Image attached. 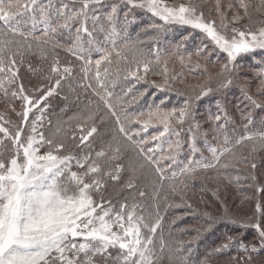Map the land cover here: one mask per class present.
I'll list each match as a JSON object with an SVG mask.
<instances>
[{
	"label": "snow or ice",
	"instance_id": "obj_1",
	"mask_svg": "<svg viewBox=\"0 0 264 264\" xmlns=\"http://www.w3.org/2000/svg\"><path fill=\"white\" fill-rule=\"evenodd\" d=\"M121 5L126 9L123 11L122 21L125 35L128 26L135 19H130L134 9L150 13L163 22L150 25L157 30V35L149 37L152 41L159 39L164 25L187 26L203 33L214 45V50L225 56V62L217 74V91L233 83L232 74L242 67L240 60L248 57L254 62L250 71L253 73L258 96L251 94L248 86H241L240 91L252 109L264 110V20L257 27H252L250 5L246 0H239V8L243 12H233L230 18L222 10L221 0H215L219 23L216 19L206 18L191 0L179 4H169L166 0H116L111 3L107 0H0V93L4 97L10 93L12 97L22 101L21 111L16 113L20 122L14 126V132L0 124V147L5 146V140L10 145L7 156L0 151V264H107L111 258L109 249L116 248L119 249L115 258L117 262L122 260L123 264H156L153 237L163 219L159 209L155 216L151 213L145 216L138 211L142 206L133 197L131 204L125 201L117 210L111 199H106L103 194L109 180H121L124 167L117 161L121 159L124 149L127 147L137 151L144 162L133 168V175L122 185L121 190L134 189L136 172L145 165L153 166L160 180L171 179L173 183L170 190L181 196V203H169L168 208L193 207L184 200L183 188L187 184L184 180L177 182L178 175L195 180L198 178L195 175L198 170L216 168L218 165L228 168L246 163L247 157H238L234 150L245 142L251 143L252 153L257 151V147L264 149V130L253 131L250 128L254 123L251 111L245 112L239 109V105L237 108L242 120L246 121L243 124L244 131L229 144L227 126L233 121L219 100L216 101L217 113L210 115L209 120L212 122V139L219 140L223 137V141L218 146L209 144V131L196 121L194 113V102L214 91L209 85L198 86L199 91L194 96L186 95L182 106L178 108L161 107L160 105L165 104L162 99L159 105L150 107L147 113L140 112L136 115L127 112V107L138 102L146 90L130 100L114 97L106 83L114 63L117 76L123 72L125 80L131 78L136 82L146 81L150 73L160 76L161 83L151 82V86L160 91H171L175 83L185 81L181 79L183 72L170 74L169 59L173 54L162 58L158 50L146 52L127 40L123 45H117L121 36L118 28L121 24ZM233 7L229 3L228 11L231 12ZM256 7L264 13V0H260ZM105 8L108 10L105 11ZM246 18L249 23H242ZM60 36H66L69 43H62L58 39ZM188 39L189 35L183 37L184 41ZM181 46L179 44L177 48ZM57 49L66 51L82 62L84 80L89 79V73L94 67L92 78L95 83L88 82L80 86L91 89L93 95L98 97L97 110H89L84 116L70 117V120L77 121L71 131L58 125L54 132L46 136L37 130L42 116L37 115L31 121L29 117L33 109H38L42 114V102L53 94L62 80L72 75L70 66H64L61 70ZM34 50H38L41 59H47L51 54L50 71L56 76L55 87L50 86L46 91L38 88L35 91L40 95L35 97L26 94L23 84H17L19 64L23 63L25 53H33ZM202 51L203 48H199L195 55L200 57ZM93 52L100 53L98 59H92ZM258 52L260 55L256 56ZM178 58L181 66H186L184 56L179 55ZM191 60L192 56L189 55L188 62ZM154 66L159 71L153 72ZM200 67L197 62L195 68ZM204 70L207 71L206 66ZM29 71L39 69H33L29 65ZM208 79L212 80V77L209 76ZM111 83L115 85L116 80H111ZM12 85H16L15 90H11ZM131 91L132 88L129 87L124 95ZM177 94L184 95L179 90ZM101 103L115 117L118 132L126 143L113 137V142L105 149L96 151L93 158L91 138L98 132L94 121ZM117 105L123 113V122L117 112ZM0 119L3 117L0 116ZM186 122L189 156L186 162H182L177 157L182 148L180 135L183 129H178L177 126L185 125ZM130 125L139 127L133 129ZM156 125L160 126V130L155 135L141 137V133L147 132L149 126ZM25 128L29 131L25 132ZM171 135H175L177 139H168ZM200 136H203L205 146L211 153V161L204 157L197 144ZM149 140L160 143L144 148L143 145L148 144ZM164 145H167V154H164ZM74 149H79L80 152ZM225 156L229 157V162L221 164V158ZM179 164L183 165L179 173L174 169L168 173V169ZM251 167L255 169L256 164L253 162ZM74 168L77 170H73ZM216 178L219 179V173ZM235 179L239 181L240 177L236 176ZM252 179L255 180L256 177L252 176ZM178 184L183 185V188H178ZM256 190L264 192V185H258ZM138 195L144 197L146 193L139 191ZM204 215L211 221L205 231H210L216 218L208 212ZM227 218L228 211L225 208L220 219ZM231 222L244 231L226 237L225 242L214 251L221 253L236 247L245 255L241 259L233 257L232 264H264V205L257 202L252 216L239 221L232 219ZM247 230H254L255 242L245 243L242 237ZM199 235L198 230L197 236L187 243L193 244L199 239ZM163 249L161 238V252ZM185 251L187 255H180L176 259L180 264H191V247L185 250L181 244L175 249L177 253ZM97 257L100 258L99 261ZM169 259L172 260L173 257L169 256ZM203 264H208V261H203Z\"/></svg>",
	"mask_w": 264,
	"mask_h": 264
},
{
	"label": "trees",
	"instance_id": "obj_2",
	"mask_svg": "<svg viewBox=\"0 0 264 264\" xmlns=\"http://www.w3.org/2000/svg\"><path fill=\"white\" fill-rule=\"evenodd\" d=\"M107 2H116V0H107ZM166 2L169 4H179L187 3L189 0H166ZM191 2L198 5V11H203L206 18L219 20L215 12V0H191ZM246 2L250 5L251 24L255 28L259 25L260 21L264 20V13L258 11L256 7L260 4V0H246ZM229 3L234 5L231 12L227 8ZM221 4L222 10L228 16H231L233 12H243L239 8V0H221ZM107 10L105 8V11ZM125 10L123 5H121V24L118 25V28L121 30V36L117 40V45L121 46L127 40L135 47L144 49L146 52L158 50L162 58L173 54L169 59L170 74L173 72H183L184 75L181 79L185 81V83H175L171 91H160L151 86L152 81H156L157 83L162 82L160 76L150 73L146 77V81L136 82L131 78L125 80L123 79V72L117 76L114 63L109 81H106L108 89L113 93L114 97L118 96L124 100H130L133 96H139L141 92H145L146 90L145 95L138 102L132 103L131 106L127 107L129 114L138 115L140 112L147 113L150 107L159 105L162 99L165 101V104L160 105L161 107L178 108L182 106L186 95L194 96L199 91L198 86L209 85L214 91L209 93L208 96L194 102L195 119L201 124L203 129L209 131V144L218 146L223 141V137H220L219 140H213L210 130L212 122L209 120V116H214L217 113V100L221 102L232 117L233 122L227 126L230 145L235 138L243 133V124L246 123V121L242 120L237 105H239V109L245 112L251 111L254 123L250 125V128L253 131L264 130V124H262L264 122V110L252 109L240 91L241 86H248L251 94L258 96L253 73L250 71V68L254 64L253 61H250L248 57L240 60L242 67L232 74L233 83L227 88L217 91V81L219 80L217 74L220 71L221 65L225 62V56L218 50H214V46H211L212 42L203 33L187 26L164 25V30L159 33V39L152 41L149 37L157 35V30L151 28L150 25L153 23L163 24V22L153 17L150 13L134 9L130 15V19L132 17L135 19L128 26L125 35L122 24L123 11ZM242 23L248 24L249 21L246 18ZM186 35H189V39L184 41L183 37ZM58 39L64 44L69 43L66 36H60ZM140 41L144 43H139ZM179 44H182V46L177 48ZM199 48H203V51L200 57H197L195 53ZM209 53L211 54L209 55ZM179 55L184 56L186 66H181L178 58ZM189 55L192 56L190 63L188 62ZM259 55V52L256 53V56ZM99 56L100 53H92L93 60L98 59ZM57 58L60 62L61 70L64 66H70L72 68V75L62 80L60 86L55 88L53 94L42 102L40 105V108L44 109L42 114L38 109H33L29 117L31 121L37 115L42 116L41 121L38 122L37 130L38 132H43L46 136L54 132L58 125L71 131L77 125V121L70 120V117L77 115L84 116L89 110H97L98 97L93 95L91 89L80 86L81 84L86 85L88 82L95 83L92 78L94 76V67L93 71L89 73V79L84 80L83 73L81 72V61L76 60L74 56L69 55L61 49H57ZM113 59L115 61L114 57ZM129 59H131V55H129ZM197 62L201 65L200 68H195ZM29 65L33 69H39V71H29ZM51 66V54L48 55L47 59H41L38 50H34L33 53H25L23 63L19 64V80L17 84H23L26 94L29 96H39L40 93L35 91L36 89L44 88L46 91L50 86L55 87L56 76L54 73H51ZM205 66L207 67V71L204 70ZM156 71H159V68L154 66L153 72ZM209 76L212 77V80L208 79ZM111 80H116L115 85L111 83ZM129 87L132 88V91L125 96L124 93ZM15 89L16 85H12L11 90ZM177 90L184 93V95H178ZM21 105L22 101L19 98L12 97L10 93L7 97H4L0 93V116L3 117V119H0V124H3L10 131L14 132V126L20 122V117L16 113L21 111ZM13 108H15V111H12ZM116 108L123 122L124 116L120 112V106L117 105ZM5 121L10 123H5ZM94 122L98 132L91 138L93 158H95L94 154L96 151L105 149L109 143L113 142V137L122 143H126L118 132L119 126L116 124L115 117L104 108L102 103ZM130 127L135 129L139 125H130ZM177 128L183 129L180 135L182 148L177 158L179 161L186 162L189 156L188 124L186 122L185 125H178ZM158 130H160L159 125L149 126L147 132L141 133V137L148 138L151 135H155ZM28 131L29 129L25 128V132ZM76 134L79 136L78 131ZM0 137H2V134H0ZM139 138L135 137V139ZM168 139L174 141L177 137L171 135ZM154 143L160 142L149 140V143L143 145V147L147 148ZM4 144V147H0V151L4 152L5 156H7V149L10 145L7 140H5ZM197 144L201 148L204 157L211 161V153L205 146L203 136L198 138ZM251 147L250 142H245L244 145L234 149L238 157H247L246 163H239L236 166L228 168L218 165L216 168L201 169L195 173L198 177L195 180L187 179L183 175L177 176V182L184 180L187 184L186 188L178 184V188H183L184 200L191 203L192 208L186 206L179 208L167 207L169 203H181V196L178 192L174 193L170 190V185L173 183L171 179L160 180L153 166L145 165L142 170L136 172V187L134 189L121 190L122 185L133 175V168L138 167L140 163L144 162L137 151L127 147L124 149L121 159L117 161V163H120L124 167V171L121 173V180L118 182L109 180L107 187L103 190V194L106 199H111L112 204L117 210L119 209V205L125 201L131 204L133 197L142 206L138 211H141L145 216L149 213L155 216L157 209H159V214L163 219L161 227L153 237L156 264H180V261L176 257L187 255L186 251L184 253L175 252V249L179 248L181 244H183L185 250L189 247L192 248V254L189 257L191 264H203L205 260L208 261V264H232L233 257L238 259L244 257L245 254L241 249L232 247L224 252L216 253L214 251L215 248L225 242L226 237L235 236L244 231L236 224H233L231 222L232 219L238 221L246 219L252 216L257 202L264 205V192H257L256 190L258 185H264V149L257 147V151L252 153ZM163 148L164 154H167V145H164ZM74 151L80 152L79 149H74ZM157 155H159V149H157ZM197 158H199V153H197ZM227 162H229L228 156L221 158V164ZM253 162L256 164L255 169L251 167ZM162 163H167V161H162ZM182 166V164L173 165V168L167 171L170 174L174 169L179 173ZM73 170L77 169L74 168ZM218 173L219 179L216 178ZM236 176L240 177L239 181L235 179ZM252 176H255L256 179L253 180ZM139 191H144L146 195L140 197L138 195ZM96 198L99 199V196H96ZM225 208L228 211V218L220 219L223 216ZM205 212L210 213L216 218V222L210 231H205L208 224L211 223L204 215ZM198 230L200 233L199 239L189 245L187 241L196 237ZM161 238L164 243L163 252H161ZM242 238L245 243L255 242L254 230H247ZM109 251L111 258L107 261V264H123L122 260L117 262L115 259L119 254L118 248L109 249ZM169 256H172L173 259L170 260ZM96 259L100 260L99 257Z\"/></svg>",
	"mask_w": 264,
	"mask_h": 264
},
{
	"label": "rangeland",
	"instance_id": "obj_3",
	"mask_svg": "<svg viewBox=\"0 0 264 264\" xmlns=\"http://www.w3.org/2000/svg\"><path fill=\"white\" fill-rule=\"evenodd\" d=\"M231 16H229V18H230ZM217 23H219V20L217 21ZM211 46L213 47L214 45L211 43ZM178 159V158H177ZM110 252V251H109Z\"/></svg>",
	"mask_w": 264,
	"mask_h": 264
}]
</instances>
